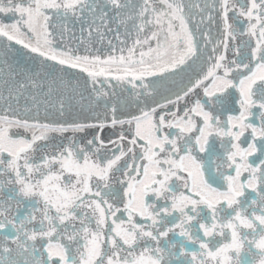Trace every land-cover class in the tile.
Returning <instances> with one entry per match:
<instances>
[{"label": "snow or ice", "instance_id": "1", "mask_svg": "<svg viewBox=\"0 0 264 264\" xmlns=\"http://www.w3.org/2000/svg\"><path fill=\"white\" fill-rule=\"evenodd\" d=\"M0 264H264V0H0Z\"/></svg>", "mask_w": 264, "mask_h": 264}, {"label": "flooded vegetation", "instance_id": "2", "mask_svg": "<svg viewBox=\"0 0 264 264\" xmlns=\"http://www.w3.org/2000/svg\"><path fill=\"white\" fill-rule=\"evenodd\" d=\"M237 97H238V94H237ZM226 106L233 110L231 114H238V107H239L238 104L232 103V101L229 100ZM68 135H71V133H69Z\"/></svg>", "mask_w": 264, "mask_h": 264}, {"label": "water", "instance_id": "3", "mask_svg": "<svg viewBox=\"0 0 264 264\" xmlns=\"http://www.w3.org/2000/svg\"><path fill=\"white\" fill-rule=\"evenodd\" d=\"M16 59H17V60H20V59H21V56L18 55V56L16 57ZM195 70L198 71V67H196ZM194 74H195V71H190V72L186 73V74H185V77H184V78H185V81H186V79H187L188 76H191V75H194ZM177 79L179 80V78H177ZM170 86H172L171 81L167 82V84L165 85V87H170Z\"/></svg>", "mask_w": 264, "mask_h": 264}]
</instances>
